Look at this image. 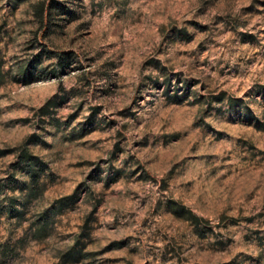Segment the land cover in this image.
Masks as SVG:
<instances>
[{"label": "rangeland", "instance_id": "obj_1", "mask_svg": "<svg viewBox=\"0 0 264 264\" xmlns=\"http://www.w3.org/2000/svg\"><path fill=\"white\" fill-rule=\"evenodd\" d=\"M0 264H264V0H0Z\"/></svg>", "mask_w": 264, "mask_h": 264}, {"label": "trees", "instance_id": "obj_2", "mask_svg": "<svg viewBox=\"0 0 264 264\" xmlns=\"http://www.w3.org/2000/svg\"><path fill=\"white\" fill-rule=\"evenodd\" d=\"M22 79H23V82L25 84H29V83H32L35 81V79L32 77V75L28 72H24L23 75H22ZM30 174H32V177L34 176V172L32 171ZM35 177V176H34ZM43 229V227H38L36 230H35V233H39L41 230Z\"/></svg>", "mask_w": 264, "mask_h": 264}]
</instances>
